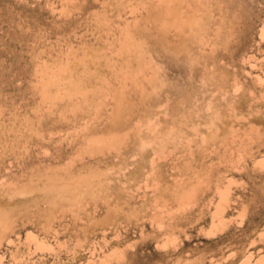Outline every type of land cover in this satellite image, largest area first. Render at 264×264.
I'll return each mask as SVG.
<instances>
[{
	"label": "rangeland",
	"instance_id": "1",
	"mask_svg": "<svg viewBox=\"0 0 264 264\" xmlns=\"http://www.w3.org/2000/svg\"><path fill=\"white\" fill-rule=\"evenodd\" d=\"M109 3L0 0V191L102 175L121 190L59 210L49 228L40 220L47 206L35 198L21 202L0 245V264H264V0H217L220 35L213 30L194 61L157 35L133 37L137 27H149L145 9L120 12ZM129 41L139 52L137 80L118 63ZM84 47L107 52L112 87L127 99L139 104L143 91L150 95L134 121L145 141H127L124 151L94 145L93 135L111 126L118 109L110 95L81 118H61V105L42 103L39 58L80 59ZM49 106L55 112L46 116ZM40 114L46 117L37 132L15 130ZM217 117L233 131L216 144L172 139L192 123L204 132ZM193 138L200 136L188 133ZM188 167L202 172L195 202L168 199L165 189L184 183Z\"/></svg>",
	"mask_w": 264,
	"mask_h": 264
},
{
	"label": "bare ground",
	"instance_id": "2",
	"mask_svg": "<svg viewBox=\"0 0 264 264\" xmlns=\"http://www.w3.org/2000/svg\"><path fill=\"white\" fill-rule=\"evenodd\" d=\"M112 1L113 0H111V3H109V5L110 4L114 5L113 6L114 11L115 10L120 11L122 9L124 10L126 7H131L132 12H136L141 9H145L147 11L145 25H149V27L146 26L137 27L138 30H135L136 34L134 33L135 35L133 37L136 38L137 36V38L139 37L140 40L143 39V37L145 38V35L146 36L157 35L158 37H160L161 40L164 41V43H166L167 46L173 47L177 51L184 53L193 61L198 56L197 50H199V48L204 44L205 39L208 36H210L213 30L217 36L220 35V28H216V29L214 28V26L217 25V21L215 19V14H214V5L217 0H114L113 2ZM110 13H111V9H110ZM112 13L113 15L115 14L113 11ZM96 21L97 23H100V19H97ZM142 28L144 29V31ZM145 32L146 34H144ZM100 49L91 50L86 47L85 50L84 47V49L82 48V50H84L82 53L83 58L80 55L79 57L80 59H78L79 53L77 52H76L78 54L77 56L76 54H72L71 57L64 60L55 59L53 61L48 58L46 59L39 58L35 70L38 75L40 88L38 87L36 88L38 90L40 89L38 92L42 93L43 95L41 96L42 103L43 101L44 103L52 102L54 104L53 105L54 108L57 107V105H61V108L58 109L59 116L61 118H66L69 114H71L75 118L84 117L89 111L95 108L98 102H100L109 95L112 96L117 101L118 109L117 111H115L114 119L112 120L111 126L108 129H106L103 133H98L93 135L92 142H94V145L96 146H105V145H110L112 147L117 146L118 149L124 151L126 150L127 141H132L134 144H137L139 141L145 139V137L138 129V124H135L134 121L136 119V115L139 110L138 106L144 103L145 101L149 100L150 95H148L145 91H143L142 97H140L141 98L140 103L136 104V102H132L131 100L127 99L122 91L113 88L112 87L113 82L111 81V77H110V73H111L110 70L114 66H112L111 63L108 62L109 60L107 58L109 57H107V52L101 51ZM121 51H122L121 53L122 56L120 58V61L118 60L119 61L118 62L116 59V61L120 63L119 67L121 72H125L126 76L128 75L133 77V80H137L136 73L140 65L139 52L137 47L134 45L132 41H129L123 45ZM202 57L200 59H202ZM38 79L36 81L37 85H38ZM134 82L137 83V81ZM53 107L51 106V108ZM51 108L48 109V114L46 116H49L55 112V110L54 112H51ZM242 111L240 110V112ZM43 114L45 113L43 112ZM46 116L44 115L43 117L42 115L41 118V114H40V117H38L40 119L36 118L38 121L34 118L33 119L35 121L31 118H26L21 122L20 127L15 130L20 131L23 126L25 127L27 132L29 131L31 133H35L37 132L38 128L43 124V120ZM223 118L224 117L222 118L217 117L216 119L211 120L208 123L209 125L206 126V130L208 127V131H207L208 134L205 136L201 135V133H204L206 130L203 132L202 129H198L194 127L192 123L191 125L192 130L190 132L195 134V136H200L199 139L193 138L188 140L187 139L188 133L190 132H187V130H185L184 128L178 129L176 130V132L174 130L172 134L173 135L172 139L174 141L185 140L184 142L187 141L186 143L195 142L196 145L204 144L205 146H210L216 144L221 139H223L222 135L231 133L233 131V126L231 122L227 121L228 119L225 120ZM218 120H220L221 122L219 121L220 123H218ZM187 125L188 124H186V126ZM169 133L171 132L169 131ZM24 135L25 134H20L19 136L23 137ZM167 137L168 136L166 135L165 141L167 142L165 143L167 144V146H170L171 144H173L170 141L172 139H167ZM163 139L162 141H164ZM18 142H21V140L19 139ZM168 142L170 143V145H168L169 144ZM180 143H182V141ZM159 146L158 145L156 146L157 150H159V148L162 147V144L160 147ZM2 147H3V143L0 142V148ZM156 147H154L155 150ZM145 148H143L144 151L147 150V148L146 150ZM144 153L143 152L140 153V157ZM193 170L194 169L191 167L186 168L184 174L185 180L183 181L184 183L182 182L176 184L173 183V185H170L171 183H169L170 187H168L167 189L164 188L166 190L165 196L168 197V199L169 198L175 199L176 197H178L177 199H179V197H186L187 199H191L194 201V199L196 198L195 193L199 192L200 185L203 183V180L201 176L202 172L200 173ZM73 179L74 178L72 177L65 178L62 176H57L51 179L52 183L48 185L47 188L38 191L35 190L36 189L35 187H33L34 189H32L31 188L32 186H28L30 189L26 186L27 189H24L23 191L20 190L21 189L20 188L19 192H17L16 191L17 189H15L16 193L13 191V189L12 191L14 193L11 191H10L11 193L10 192L7 193L8 191L6 192V190L5 191L3 190L4 191L3 192L1 190L0 191V245L14 229V225L16 223V219L20 210L19 204L21 202H25V201L28 202L29 199L35 198V200L38 202L39 205L40 203H42L44 204V206H47L43 210V212L40 213V220L43 222L45 228H49L51 227L52 221L55 217V213L58 212L59 210H64L67 208L78 210L87 197L105 196L109 198L111 194L115 193L116 195L119 196L121 192L120 189H118L113 185L112 182L113 178L110 177L109 175H102L96 178L89 177V179L85 178L84 180H82L83 179L82 178L81 179L82 181H79L80 178L78 179L77 177H76L77 180L76 179L73 180ZM130 179L136 181V177L134 176V173L133 176L131 175ZM26 187H22V189ZM186 198L185 200L188 202ZM110 210H111L110 211L111 215L114 218L120 214L118 213L117 208Z\"/></svg>",
	"mask_w": 264,
	"mask_h": 264
}]
</instances>
